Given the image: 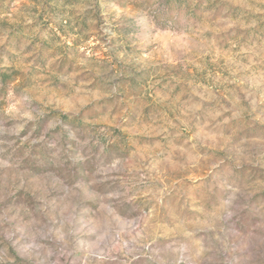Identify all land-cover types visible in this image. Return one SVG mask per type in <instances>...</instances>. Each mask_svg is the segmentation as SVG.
Returning <instances> with one entry per match:
<instances>
[{
    "label": "rangeland",
    "instance_id": "obj_1",
    "mask_svg": "<svg viewBox=\"0 0 264 264\" xmlns=\"http://www.w3.org/2000/svg\"><path fill=\"white\" fill-rule=\"evenodd\" d=\"M0 264H264V0H0Z\"/></svg>",
    "mask_w": 264,
    "mask_h": 264
}]
</instances>
